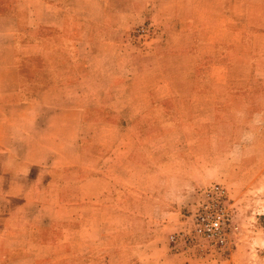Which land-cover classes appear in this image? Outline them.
Masks as SVG:
<instances>
[{
  "label": "crops",
  "instance_id": "crops-1",
  "mask_svg": "<svg viewBox=\"0 0 264 264\" xmlns=\"http://www.w3.org/2000/svg\"><path fill=\"white\" fill-rule=\"evenodd\" d=\"M251 149L264 0H0V264H235L168 238Z\"/></svg>",
  "mask_w": 264,
  "mask_h": 264
},
{
  "label": "built area",
  "instance_id": "built-area-1",
  "mask_svg": "<svg viewBox=\"0 0 264 264\" xmlns=\"http://www.w3.org/2000/svg\"><path fill=\"white\" fill-rule=\"evenodd\" d=\"M141 35L146 33L143 29ZM232 205L229 191L214 183L199 191L179 231L168 238L175 253L190 252L201 258L227 257L232 248Z\"/></svg>",
  "mask_w": 264,
  "mask_h": 264
},
{
  "label": "rangeland",
  "instance_id": "rangeland-1",
  "mask_svg": "<svg viewBox=\"0 0 264 264\" xmlns=\"http://www.w3.org/2000/svg\"><path fill=\"white\" fill-rule=\"evenodd\" d=\"M249 156L253 161L244 173L248 178L235 186L225 184L235 226L231 251L227 257L207 258L209 262L226 263L232 254H236L235 264H264V149H251ZM255 162L258 165L254 169Z\"/></svg>",
  "mask_w": 264,
  "mask_h": 264
}]
</instances>
